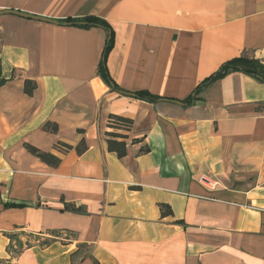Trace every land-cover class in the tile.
Here are the masks:
<instances>
[{"label":"crops","instance_id":"obj_1","mask_svg":"<svg viewBox=\"0 0 264 264\" xmlns=\"http://www.w3.org/2000/svg\"><path fill=\"white\" fill-rule=\"evenodd\" d=\"M7 9L56 22L0 14V259L264 264V82L234 70L201 85L232 58L264 64V0H0ZM90 15L113 30L119 91L97 73L110 32L82 26ZM139 90L157 101L123 93ZM82 138V153L55 147Z\"/></svg>","mask_w":264,"mask_h":264},{"label":"trees","instance_id":"obj_2","mask_svg":"<svg viewBox=\"0 0 264 264\" xmlns=\"http://www.w3.org/2000/svg\"><path fill=\"white\" fill-rule=\"evenodd\" d=\"M85 23L82 24V26H100L103 27L104 29L108 30L109 37L108 40L106 41V44L103 49L102 57L99 61L98 67H97V73L101 77V79L110 86L112 90L119 91L120 88L117 86V84L112 80L108 73V69L106 66V59L109 51L113 47V42H114V33L111 28V26L108 24L106 20L103 18H100L98 16H86L83 19ZM64 21H70L74 23L75 18H66ZM234 70H239L242 71L248 75L256 77L258 80L264 82V64H262L258 59L255 58H248L245 56H240V57H235L232 58L231 60H228L224 64L220 66V68L214 72L210 77H208L206 80L202 82L201 85L208 84L212 82L215 79L223 77L226 73L229 71H234ZM6 82V79L0 77V86L3 85ZM200 85V86H201ZM35 88V83L31 82L30 80H25L24 82V92L27 94H32L33 89ZM199 90V87L196 88L194 91L195 94ZM133 96L135 98L139 99H144L146 101L150 102H156L158 97L153 95L152 93L145 91V90H139L135 91ZM194 98L193 95H190L186 100L187 103L189 104L190 101ZM108 124L111 127L119 128V127H125L128 128L132 124V120L120 115H115V114H109L108 116ZM44 128L51 130L55 132L57 130V125L55 123H52L50 121H46L44 123ZM106 142H107V147L111 151H115L118 157H123L126 154V142L124 140H117V137H120L121 134L115 133V132H106ZM25 147L27 150L38 157L42 162L50 165V166H57L61 158L57 155H54L53 153L49 151H43L35 146H32L28 143H25ZM55 147L59 149L62 152L69 151L70 149H75L77 153H82L86 148L87 144L85 140L82 138L79 143L75 146H72L70 144L64 143L62 141H57L55 143ZM148 147L142 148V151H147ZM6 206H15L17 204L15 203H6ZM20 205V204H19ZM163 213H171V209L168 208V210L163 211ZM21 244V242H19ZM11 264L8 261H4L0 259V264Z\"/></svg>","mask_w":264,"mask_h":264},{"label":"water","instance_id":"obj_3","mask_svg":"<svg viewBox=\"0 0 264 264\" xmlns=\"http://www.w3.org/2000/svg\"><path fill=\"white\" fill-rule=\"evenodd\" d=\"M2 12H10V13H13V14H18L20 16H23V17H28V18H34V19H37V20H43V21H47V22H56V20L54 19H51V18H47V17H43V16H37V15H33V14H26L24 12H20L18 10H14V9H7V10H1L0 11V14ZM124 94H129V95H133L132 93L130 92H123ZM161 99H164L166 100L165 98H161ZM174 103H177V104H183L182 102H180L179 100H170Z\"/></svg>","mask_w":264,"mask_h":264},{"label":"rangeland","instance_id":"obj_4","mask_svg":"<svg viewBox=\"0 0 264 264\" xmlns=\"http://www.w3.org/2000/svg\"><path fill=\"white\" fill-rule=\"evenodd\" d=\"M1 264H2V262H1Z\"/></svg>","mask_w":264,"mask_h":264}]
</instances>
